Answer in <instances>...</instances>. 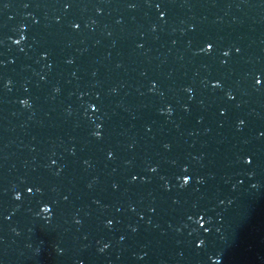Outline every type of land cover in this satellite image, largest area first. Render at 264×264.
Listing matches in <instances>:
<instances>
[{"label": "water", "instance_id": "obj_1", "mask_svg": "<svg viewBox=\"0 0 264 264\" xmlns=\"http://www.w3.org/2000/svg\"><path fill=\"white\" fill-rule=\"evenodd\" d=\"M258 76L264 0H0V264H264Z\"/></svg>", "mask_w": 264, "mask_h": 264}, {"label": "snow or ice", "instance_id": "obj_2", "mask_svg": "<svg viewBox=\"0 0 264 264\" xmlns=\"http://www.w3.org/2000/svg\"><path fill=\"white\" fill-rule=\"evenodd\" d=\"M16 43H18V41H16ZM210 47H211V45H208V47L202 49V51L207 52V51L209 50ZM224 55L227 56V55H228V52H225ZM262 79H264V76H258V77H256V79H255V83H256L257 85H260ZM218 86H219V85H214V87H218ZM229 98L231 99V96H230ZM21 103H27V101H21ZM94 135L99 136V133H98V132H97V133H94ZM245 163H249V161H248V160H245ZM152 171H155V169H152ZM183 182H184L185 184H187V183H188V178L185 177ZM29 191H32V189H29ZM20 198H21V197L19 196L18 198H16V200H20ZM43 212L48 213V212H49V208H48L47 206H45ZM196 222H197V223H200L199 220H197ZM201 243H202V242H201Z\"/></svg>", "mask_w": 264, "mask_h": 264}, {"label": "clouds", "instance_id": "obj_3", "mask_svg": "<svg viewBox=\"0 0 264 264\" xmlns=\"http://www.w3.org/2000/svg\"><path fill=\"white\" fill-rule=\"evenodd\" d=\"M20 196V194L19 193H16L15 194V196H14V198L16 199V198H18ZM44 210V208L42 209V211Z\"/></svg>", "mask_w": 264, "mask_h": 264}]
</instances>
